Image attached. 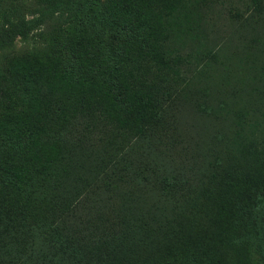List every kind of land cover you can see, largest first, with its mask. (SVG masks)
<instances>
[{"label": "rangeland", "instance_id": "1", "mask_svg": "<svg viewBox=\"0 0 264 264\" xmlns=\"http://www.w3.org/2000/svg\"><path fill=\"white\" fill-rule=\"evenodd\" d=\"M107 16L113 21L116 19L118 30L123 18H129V25L135 30L132 33L146 35L143 43L135 50L131 47L123 50L119 41H115L111 49H105L96 24H110L105 19ZM22 20L29 21L26 23L31 29L25 35H17L13 44L5 47L4 52L0 51V108L10 110L6 128L13 129L16 116L24 109H31L30 114L36 116L48 112L46 117L59 125L64 142L61 157L55 162L61 171L55 173L60 176L59 186L69 191L77 188L76 196L66 202L74 205L69 208L73 211L71 216L91 217L97 212L125 232L129 226L135 228L138 239L128 237L126 242L119 243L125 244L121 248L112 243L106 264H150L148 257L160 246L163 229H168L174 245L181 247L177 230L171 228L174 225L166 224L167 227L161 229V223L154 220H161L162 212L169 218L171 215L177 218L183 227L178 232H184L185 237L194 229L203 232L206 241L212 237L220 240L219 245L225 243L223 238L231 233L228 225L227 232L223 233L222 228H226L227 221L225 204L231 203L232 197L254 195L262 213L261 188L249 192L253 187L248 185V193L245 189L237 194L221 186L223 190H217L214 199L204 204L200 202L202 196L196 198L195 193L187 197L166 193L164 186L163 190L158 187L157 176H163L160 170L169 167L173 175L182 176V172L183 176H206L202 173L204 165L198 166L211 158L212 148L223 152L225 142L236 129L231 118L215 116L219 108L221 112L242 115L244 132L256 147H264V9L246 7L243 0H0V27ZM77 32L82 33V38H76ZM71 39L74 42L70 45ZM57 48L62 50V56L60 62H56L59 66L66 65L67 73H62L58 66L40 55L43 50ZM80 48L85 54L81 58L86 60L83 67L77 60ZM175 53L192 62L186 72V84L176 83L164 69L166 58ZM120 71L123 79L133 81L145 96H157L148 110L151 125L156 127L155 132L158 130L155 135L152 130L151 136L136 138L142 126L136 121L122 124L116 112L108 110V89L116 92L117 79L113 73L120 79ZM83 91L94 96L93 108L96 109L86 112L84 101L80 100ZM15 111L18 112L12 113ZM62 112L72 115L80 112L78 116L83 117L86 130L71 126ZM14 139L24 142L23 138ZM243 158L235 159L230 152L225 163L228 167L225 178L232 181L245 178L246 160ZM18 167H28L23 153L17 158ZM102 170H106L105 174ZM97 172L99 176H147L148 187L133 196L129 187L120 188L110 183L101 186L96 193L102 194L101 202L106 203V207H92L88 204L91 198L82 206L78 200L88 198L85 192L93 193L88 189L93 187ZM11 191L12 187L9 193L0 195V200L10 210L0 218L1 229L10 232L17 221L40 223L44 228L51 224L47 213L42 219L34 216L46 209L39 194L30 197L24 190L16 195ZM59 192L53 190L54 210ZM240 199L242 201L237 203L239 211L243 212L245 199ZM16 200L29 205L33 217L20 213L12 202ZM145 213L148 216L140 215ZM260 227L264 228V223ZM44 228L37 231L34 241L41 237ZM149 240L152 248L143 245ZM40 248L44 253L38 257L47 260V250ZM261 251L264 252V246ZM199 254L215 264L214 257ZM78 263L80 260L59 263L53 258L52 264ZM217 264L246 262L240 255L236 258L225 253Z\"/></svg>", "mask_w": 264, "mask_h": 264}, {"label": "trees", "instance_id": "2", "mask_svg": "<svg viewBox=\"0 0 264 264\" xmlns=\"http://www.w3.org/2000/svg\"><path fill=\"white\" fill-rule=\"evenodd\" d=\"M243 1L246 7H254L257 11L264 9V0ZM105 19L111 23L101 22L96 24L100 27L99 31L102 33L101 38H103L105 49H111V45L115 41H119L120 47L123 50H127L128 47L135 50L143 43L146 35L141 32L132 33L135 30L134 27L129 25V18L124 17L122 22H120V30L115 25L116 19L113 21L109 16L105 17ZM96 21L98 22V20ZM26 22L28 23L29 21H10L8 25L0 27V51L4 52L5 47L13 44L17 35L27 34L31 28ZM75 36L80 39L82 38V33L77 32ZM73 42L74 40L71 39L69 44L71 45ZM61 51L58 48L48 51L43 50L42 53L40 52V55L41 57H45L44 59L47 62H53L55 67L58 66L62 73H67L68 69L66 65L59 66L56 62H60ZM78 54V63L83 67L86 65V60L81 58V56H85L81 48ZM175 54L170 58H166L164 69L168 76H171L172 80H177L176 83L186 84V72L189 71V66L192 62L179 53ZM0 57H2L1 52ZM196 58L198 59L199 57ZM6 62L8 63L9 60ZM122 74L123 72L120 71L119 79L113 73L115 79H117L115 83L116 92L113 93L110 88L108 89L110 94L108 110L115 111L117 118L119 121H122V124L130 125L132 122H138L142 127H140L136 138H143L146 135L151 136L153 132V135H155L158 130L155 132L156 127L151 125V116L148 110L151 104H154L153 101H156L157 96L155 95L153 98L151 94L150 96H145L133 81L123 79ZM81 96L80 100L84 101L82 104L86 112L88 109H96L93 108L95 107L96 100L92 94L89 95L88 92L83 91ZM30 110L24 109L23 113L17 115L18 119L12 127L13 129L9 130L10 127L6 128V121L10 110L7 108V111H5L4 108H0V195L6 191L8 192L10 187H12L11 194L14 195H16V192L20 193L23 190L30 197L39 194L42 198V203L45 202L44 206L46 209L43 212L40 211L41 213L36 212V215L30 212L32 208L29 205H24L18 202V200L12 202L20 213H25L32 217L34 215L38 219H42L41 217L46 213L49 214L51 224L44 228L45 226L40 223V225H37L16 220L17 222L11 227L10 232H5V229L0 228V264H52L53 258L59 261V263L80 260L78 264H106L105 258L111 255L112 243H116L115 247H118L119 243L126 242L128 237L131 240L133 238L138 239L137 231L134 227L129 226L128 231L125 232L122 227L111 225L110 218L108 220V218L100 216L97 212L94 216L91 215V217L71 216L73 211L69 208H73L74 205L66 202L76 196L77 188L73 187L72 189L74 190L71 189V191L66 187L61 189L58 182L60 176H56L61 171L55 162L57 161V157L58 159L61 157V149L64 147L62 146L64 144L62 136L59 133V125L46 117L48 112L36 116L35 114H30L32 113ZM51 110L53 112V104ZM66 111L69 112L70 110L66 109ZM221 111L219 108L215 116L227 119L231 118L236 125V129L231 138L225 142L223 152L212 148L211 158L207 160L206 164L198 166L204 165L202 173L206 174V176H183L182 172V176H180V173L173 175L170 173L172 168L169 167L168 169L160 170L163 176H157V183L160 189L163 190L164 186L163 191L166 193L184 194L186 197L190 193H195L196 198L201 195L200 202L204 204L214 199V194L217 190H223L221 186L230 188L231 191L237 194L244 192L245 189L248 193L250 187L253 188L249 192L253 189L259 191V188H261L264 194V147H256V144L251 142L250 136L244 132L243 122L241 121L242 115H235L229 111H223V113ZM17 112L12 113L16 114ZM73 112L75 110L72 108ZM119 112L121 113L120 115ZM62 113L68 117L71 126L73 124L74 128H78L79 130L82 128L83 132L86 130L87 126H83V117L78 116L80 112L74 115L72 113ZM152 130L153 132H151ZM14 137L23 138L24 142H16ZM93 145L92 143V149L95 151ZM229 151L235 159L237 157H244L243 159L246 160L245 174L243 175L245 178L242 181L240 179L232 181L224 177L228 171L225 163L229 160ZM21 153L27 158V168H16L17 158ZM102 171L105 174L106 170ZM173 171L175 170L173 169ZM99 173L97 172L93 187L88 189L93 191V193L91 194L87 190L88 192L85 193L88 198L78 200V203L82 206L91 198L88 200V204L92 207L96 208L97 205L99 207H106L107 204H102L101 202L102 194L97 195L96 193L102 188L101 186L106 187L110 183L120 188L129 187L133 196L143 190L144 187H148L147 176H122L120 174H116V176H99ZM248 185L251 186L248 188ZM53 190L60 191L55 210L53 209ZM61 191H64V194ZM246 196L243 194L232 197L233 201L225 204L227 206V210H225L227 221L225 220L226 228L222 229L223 233L227 232L228 225L231 233L229 237L223 238L225 243L221 245H219L220 240L216 241L213 237L206 241L207 236L203 232H195L194 229H190V232L188 231L190 236L185 237L184 232H178L179 230L182 231L183 227L178 223L177 218L171 215V213V217L169 218L162 212L163 217H161V220L157 218L154 220H156V223H161V229L167 227L166 224L174 225L171 228L177 230V232H173L176 233V237L183 245L181 247L174 245L171 233L168 229H163L160 237V246L153 252V256L151 253L148 257L150 259L149 262L151 261L150 264H212L209 260L200 256L199 252L214 257L215 264H217L221 255L224 256L225 253L236 258L240 255L246 264H264V252L261 251V247L264 246V228L260 227L264 223V208L262 207L261 213L260 208L255 204V196L249 195L248 198ZM240 198L245 199L242 205L243 210L245 209L243 212L239 211L240 204L237 203L238 200L242 201ZM9 211L4 202L0 200V218L7 215ZM140 215L142 217L148 216L146 213ZM258 221L259 223H257ZM41 228L45 229L42 230L44 233H41V237L34 241L33 237L36 236L37 231L41 232ZM143 245H150L149 248H152L150 240L143 243ZM41 246L48 252L45 255L47 256V260H41L38 257L41 253H44L40 248ZM122 246H125V244L120 245L118 248ZM222 246L223 249H221ZM174 247L178 248L175 249Z\"/></svg>", "mask_w": 264, "mask_h": 264}]
</instances>
